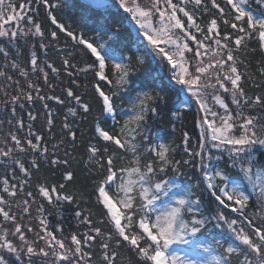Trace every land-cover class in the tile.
<instances>
[{
  "label": "snow or ice",
  "instance_id": "snow-or-ice-1",
  "mask_svg": "<svg viewBox=\"0 0 264 264\" xmlns=\"http://www.w3.org/2000/svg\"><path fill=\"white\" fill-rule=\"evenodd\" d=\"M87 4L97 10L90 38L54 14L64 0H0V103L11 110L7 123L15 120V131L0 140V164L6 167L0 264H33V257L45 264H124L121 250L135 264H264V93L249 94L254 77L246 63L249 53L264 55V0ZM34 5L55 26L47 35ZM204 15L209 18L201 24ZM61 33L73 48L80 46L79 53L67 51L61 67L41 61L38 50L46 56ZM250 42L256 47L250 49ZM37 44L22 64V50ZM76 54L88 57L83 66L73 63ZM62 71L70 79L63 98L44 91L55 89L50 76L59 78ZM259 74L264 76V67ZM81 77L90 78L99 108L85 146L99 218L80 208L83 193L68 190L76 172L69 152L55 155L63 139L51 144L50 153L44 135L34 130L39 113L28 110L27 122L18 115L41 102L51 133L54 113L47 101L66 106L62 130L75 148L79 125L68 116L87 119L93 112L76 91ZM188 115L199 130L194 143L188 130L179 144L153 138L157 122L172 124ZM41 160L63 169L64 182L24 191ZM45 202L56 209L75 205L80 229L65 235L62 224L51 227ZM209 225L222 229L223 238Z\"/></svg>",
  "mask_w": 264,
  "mask_h": 264
},
{
  "label": "trees",
  "instance_id": "trees-1",
  "mask_svg": "<svg viewBox=\"0 0 264 264\" xmlns=\"http://www.w3.org/2000/svg\"><path fill=\"white\" fill-rule=\"evenodd\" d=\"M53 3L56 2V0H52ZM220 2L223 4V0H220ZM251 2V0H250ZM65 7L61 9L54 10V14L58 16V19L61 20V22H64L66 24H71L74 29H76L78 32L82 31L86 38H90L93 35V28L95 27L94 19L97 14L96 9L89 8L87 4V0H64ZM34 9L39 7L34 5ZM252 7L256 8L257 6L252 3ZM88 17L87 21L81 20V16ZM100 15H103V13H100ZM208 15H204L200 17L199 22L203 24L208 19ZM37 19L43 21V27L46 31L52 29L55 30V26L51 25L50 21L46 17V12L43 7H39V12L37 15ZM227 30V29H225ZM60 35V42L56 47L49 48L47 51V55L45 56L43 51L38 50V44L37 49H32L29 47L26 50L23 51V55L20 58V62L23 64L27 58L30 57V52L32 50H38V54L40 55L41 61L44 59H47L48 62L53 63L57 67H61V56L66 55L67 51L71 50L74 53H79L80 46H76L73 48V43L70 40H67V43L65 42L67 38L64 37V35L61 33ZM134 35V34H133ZM39 38H35L33 42L38 41ZM256 47V44L254 42H250L249 48ZM57 48L64 49V52L57 51ZM88 60V57L83 54H76L75 59H73V63H77L79 66H83L84 63ZM262 60H264V55H262L259 51L256 53H249L246 57V63H248V72L253 75L254 80L247 83V89L249 91V94H260L264 93V76H261L259 74V70L261 67H264V64H262ZM4 60L0 58V70L3 69ZM10 74H12L10 72ZM18 78V77H17ZM22 79V78H21ZM33 79H35V76H33ZM51 81L56 85L55 89L50 91L47 87L44 88V91L48 94H55L59 95L62 98L64 97L63 88L65 86H68L70 84V79L67 76L66 73H63L59 78H54L50 76ZM81 87L79 89H76L77 93L82 96V98L89 102L93 107L92 115L88 116L87 119H82L80 115L77 117H71L68 116V120L70 123H73V126L79 125L78 130V142L73 148L72 143L70 141V138L64 135V131L62 130V124L64 122V118L67 115V107L64 105H59L55 101H47V103L50 106L51 111L54 113V124L52 126V132H48V125L46 124V117L44 115L45 109L42 107L41 102H37L35 106H27L24 110V112H19L18 115L24 116L25 121L27 122V117L25 113L28 110L33 111L34 113H39L37 121L34 123V130L39 131L42 135L45 137V142L48 143V147L50 150V153L52 152L51 144L58 143L60 140L63 139L64 143L63 146L55 153L58 157H63L65 151L69 152L71 155L68 157V159L72 162V168L76 172V180L73 184H70L68 186L69 191H76L79 193H83V199L80 201V208L85 209H91L93 217L99 218V210L95 207V198L91 195L92 193V182L94 177L89 174V171L87 167L85 166L87 164V154L85 151V146L88 143L89 138L92 136V125L94 117L99 114V108L96 103V100L94 98V94L91 89V80L90 78L88 80H85L83 77L80 78ZM84 84H88L89 87L85 89L83 86ZM255 84H260L261 86L259 88L255 87ZM3 86V78H0V87ZM74 87V86H73ZM3 94L0 93V100H2ZM74 106V102H72L71 105ZM256 114V113H253ZM12 119L11 117V110L4 109L2 103H0V121H3V123H0V140L3 139L5 135L8 134L10 128L12 131H15L14 125L15 120H13L12 125H9L7 123L8 120ZM108 123H111L110 119H108ZM173 124L175 125V131H173ZM183 130H188L190 134L193 135V143L195 142L196 135L198 134V129L194 128L193 120L190 115L187 116V118L182 117L181 120L174 121L172 124L168 123L167 120L163 122H157L152 127V136L154 139H156L158 142H172L179 144L181 141V133ZM81 133L83 134L81 136ZM23 135V133H21ZM55 137V139H53ZM3 146V145H0ZM52 156L49 157L51 159ZM179 158V156H177ZM28 159H31V156L28 157ZM0 160H3V158H0ZM7 167H11L10 162H7ZM63 169L56 168L51 166L47 161L41 160L40 161V168L39 170H32V177L29 181V187H26L24 191L35 190V187L37 184L40 183H47V184H58L63 183L64 181L61 178V172ZM6 174V167L5 164H0V188H2V181L5 178ZM9 178L11 177V173H7ZM19 175V173H18ZM186 177H182V179H185ZM15 182V181H12ZM23 198V193L20 194L18 199ZM255 201V198H254ZM46 204V202H45ZM46 207L48 209V213L50 215H47V218L49 220V224L51 227H56L57 224H62L64 229V234L68 235L71 232L77 231L80 229V226L77 223V220L74 217V212L76 210H79L76 208L75 205H63L59 209L53 208L51 206H48L46 204ZM36 206L33 205L32 207V215L36 216L37 213L35 211ZM249 213H252L255 211V203H253V206L248 209ZM33 226L35 227V221L33 222ZM210 228H212L211 225H209ZM222 229H215L212 228V232L214 235L217 236V238H223L221 236ZM31 235V234H29ZM211 239V237H209ZM185 245H174L173 247L179 248ZM122 255L121 259L124 261V264H135V259L130 256V254L127 252V250H121ZM98 258V257H97ZM33 264H45L42 258L40 257H33Z\"/></svg>",
  "mask_w": 264,
  "mask_h": 264
},
{
  "label": "rangeland",
  "instance_id": "rangeland-1",
  "mask_svg": "<svg viewBox=\"0 0 264 264\" xmlns=\"http://www.w3.org/2000/svg\"><path fill=\"white\" fill-rule=\"evenodd\" d=\"M184 247H186V246H182V247H179V248H184ZM176 248V247H175Z\"/></svg>",
  "mask_w": 264,
  "mask_h": 264
}]
</instances>
